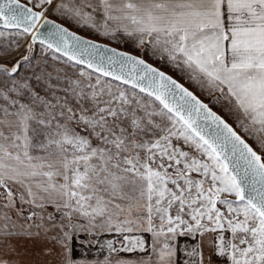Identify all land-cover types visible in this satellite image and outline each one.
Listing matches in <instances>:
<instances>
[{"label": "snow or ice", "instance_id": "obj_1", "mask_svg": "<svg viewBox=\"0 0 264 264\" xmlns=\"http://www.w3.org/2000/svg\"><path fill=\"white\" fill-rule=\"evenodd\" d=\"M0 264H264V0H0Z\"/></svg>", "mask_w": 264, "mask_h": 264}]
</instances>
